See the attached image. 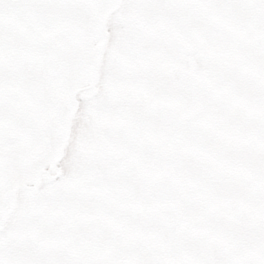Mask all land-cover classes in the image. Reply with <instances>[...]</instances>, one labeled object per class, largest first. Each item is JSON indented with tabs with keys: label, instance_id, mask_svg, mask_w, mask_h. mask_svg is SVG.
<instances>
[{
	"label": "rangeland",
	"instance_id": "374dc122",
	"mask_svg": "<svg viewBox=\"0 0 264 264\" xmlns=\"http://www.w3.org/2000/svg\"><path fill=\"white\" fill-rule=\"evenodd\" d=\"M0 264H264V0H0Z\"/></svg>",
	"mask_w": 264,
	"mask_h": 264
},
{
	"label": "water",
	"instance_id": "95a60500",
	"mask_svg": "<svg viewBox=\"0 0 264 264\" xmlns=\"http://www.w3.org/2000/svg\"><path fill=\"white\" fill-rule=\"evenodd\" d=\"M190 62L192 63L191 65H193V62H192V60H190Z\"/></svg>",
	"mask_w": 264,
	"mask_h": 264
}]
</instances>
